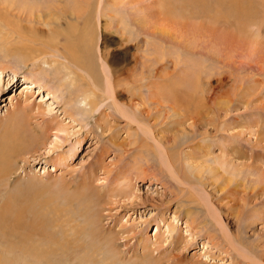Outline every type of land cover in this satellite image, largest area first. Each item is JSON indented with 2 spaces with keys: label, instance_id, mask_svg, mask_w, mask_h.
Here are the masks:
<instances>
[{
  "label": "bare ground",
  "instance_id": "1",
  "mask_svg": "<svg viewBox=\"0 0 264 264\" xmlns=\"http://www.w3.org/2000/svg\"><path fill=\"white\" fill-rule=\"evenodd\" d=\"M0 2L4 4L0 8V32L3 33H0L1 50L7 51L10 58L23 55L27 58L23 63L25 66L28 65V60L54 65L60 87L66 89L70 85L76 88L72 91L75 93L70 94L75 99L70 97L68 103L75 100L77 103L87 104L83 111L80 108V111L64 108L66 116L71 118L69 123L77 121L78 114L91 117L92 112L98 111L101 120L104 119L101 124H97L102 137L108 136L107 132L116 126L109 125V117L116 120L126 118L128 129L133 124L137 126L133 137L127 130V136L132 137L130 142L126 139L119 141L118 133H112L109 139L114 151H120L116 152L120 156L116 165L119 166L118 163L122 160L131 162H128L129 166L121 168L119 173L124 176L117 172L108 181L105 187L107 191L94 188L95 172L98 169L96 166L102 164L100 160L94 168L79 175L77 180L74 178L76 183L74 180H65L66 185L62 183L58 188L62 195L56 190L51 191L52 194L35 198V204H28L26 199H21L18 195L15 199L10 195L3 200L1 198L0 246L5 248L3 251L8 250L11 257L0 256V264H56L54 257H67L70 252L62 250L70 249L75 252L78 264H98V259H101L102 264H117V242L121 237L125 240L129 236H124L125 232L120 235L110 230V227L106 231L104 225H101L104 217L97 213L96 208L133 203L136 191L134 180L147 177L155 180L154 177H157L142 166L144 163L150 164V155L154 157L156 151L159 155L160 172L169 177L168 186H162V191L159 192L163 194L165 191L164 194L174 197L169 200L177 204L178 213L174 214V220L178 219L179 223V216L183 215L182 218L186 219V233L189 232L193 238L195 235L208 237L209 241L203 242L202 249L211 247L219 250V254L208 255L211 261L221 259L223 255L231 259L233 264L243 261L246 264H264V233L256 230V219L264 217V72L256 77L252 73L248 76L247 83L242 81L232 94H217L223 81H218L217 85L205 81L206 84L204 82L203 85L202 79L196 77V84L188 86L190 83L186 85L187 77H183L181 84L175 82L182 75L178 71L180 66L184 67L179 70L189 76L190 69H196V64L193 69L192 66L188 68L189 62H185V58L191 56L185 55L200 52V47L190 40L191 37H196L195 33L181 28L182 21H204L206 25H198L210 26L212 31L220 27L224 17L225 21L232 20L229 23L233 24L236 12L234 0H229L228 7L223 12L218 11L217 4L215 12L216 7L213 8L210 3L212 0H177L176 4L171 3V0ZM123 9L127 10V14L122 12ZM14 10L17 11L15 14L12 13ZM225 13L230 17H226ZM175 23H178V29L173 26ZM112 32L119 34L118 42H112L113 45L110 37ZM38 37L48 41L44 44L45 54L51 56L52 60L36 59L37 55L31 54L32 44L37 41L34 38ZM62 37L66 41L62 42ZM15 42L21 46L15 45ZM212 52L214 55L219 53L216 49ZM3 64L5 63H0V75L4 74L5 69L12 71V68ZM225 78L227 79L226 76ZM41 84L40 80L32 78L30 82H25L24 101H16L11 106L12 110L10 108L11 113H6L8 116L3 119L5 122L0 133L1 188L7 187L8 179L16 174L19 160L28 161V154L30 156L31 153V157H34L39 151L41 137L44 138L49 131L54 130L69 135V123L65 125L63 120L53 116L56 108L38 107L37 114L42 116L43 121L38 123V129L30 126L31 119H34L30 114L34 106L28 102L29 97L32 89L43 88ZM243 97L247 107L256 101L253 107L260 116L254 124L243 121L244 124L241 125L240 121L230 116L232 110H238V103ZM108 103L114 107L113 114H107L102 109ZM47 110L52 115L45 119L48 116L45 114ZM151 119H154L153 123H150ZM238 128L242 129L232 132ZM211 139L216 140L206 143ZM80 141L78 139L77 143ZM128 144L133 145L131 150L127 148ZM186 145L191 147L190 151H184ZM216 146L220 148L219 153L213 152ZM132 150L136 152L133 155L130 154ZM38 157L34 158L40 159ZM62 161L63 164L67 161L65 156ZM73 185L75 188L70 191ZM208 186L212 189L207 190ZM229 196L235 204L216 205L215 201ZM149 197L143 198L142 203L151 201L152 198ZM59 199L64 201L63 205H60ZM19 200L24 205L19 204L17 207L15 203H19ZM67 202L69 205H66ZM242 202L244 206L240 207ZM204 210L206 216L202 215ZM77 212L85 218L84 234L88 232L90 245L85 247V243L77 236L78 241L68 236L65 237L66 242L55 241V246H52L57 234L55 227L60 226L61 222H74V214ZM157 215H160L161 224L166 218L165 212L158 211ZM229 216L235 217V230H231L230 220H225ZM117 219L119 223L120 220L118 217ZM212 225L215 232H210ZM167 227L168 233L172 235L170 241L174 249L182 244L183 249L193 245L187 237L175 232L176 226L172 221ZM160 237L155 236L151 242L148 237L139 241L142 254L137 264H166L158 256H153L154 251L163 249L164 239ZM128 243L129 241L125 246ZM137 248L139 247L135 243V250ZM135 255L138 256L136 251ZM175 255L169 264H181L179 254ZM191 264H203V261L192 260Z\"/></svg>",
  "mask_w": 264,
  "mask_h": 264
},
{
  "label": "rangeland",
  "instance_id": "2",
  "mask_svg": "<svg viewBox=\"0 0 264 264\" xmlns=\"http://www.w3.org/2000/svg\"><path fill=\"white\" fill-rule=\"evenodd\" d=\"M175 1L177 2V0H171V3L176 4ZM234 1H235L234 3L235 10H236L234 16L235 21H233L234 25L232 23H229L230 21H232L230 20L231 18L229 19L230 21L228 22L225 21L226 18L224 17L223 22L220 24V27L215 31L214 30L212 31L211 30L212 27L210 26L200 27L198 25V24L206 25L204 21H197V20L182 21V23L180 24L181 28H186L191 33H195L196 37L195 38L191 37L190 40H192V42L195 41V46L200 47L199 48L200 52H198V54L194 53L192 55L184 54L185 57L189 55L191 56L185 58V62H189L188 63L189 69L191 66L193 69L195 64L197 66H195L196 67V69L194 68L195 70L190 69L191 73L189 76V74H185L186 72L183 73L181 70H179L180 67H184L181 64L182 66L179 67L178 71L182 75L179 76L181 78H178V76L176 77L179 80V81L176 80L175 81L176 83L178 82L179 84H181L182 83L181 79L183 77H187L186 85L187 83H190L188 84V86H192L193 84H196L195 83L196 77L202 79L203 82L201 83L203 85L205 81L206 82L210 81L212 85H217L218 81H223L222 83H220L221 86L219 87L217 94L220 95L226 92L228 94H232L237 89V85H239L242 81L245 80V82L247 83L248 76H250L252 73H253L252 76L255 77L258 76V74H263L264 72V0H234ZM210 3L211 6L213 5L212 6L213 8L217 4L218 6L217 5L216 6L219 8L218 11L220 10L221 12H223V9L225 8L226 10V8L228 7L229 0H212V2ZM0 4H1L0 8H2L4 4L1 2ZM217 7L214 8L215 12H217L216 10ZM125 11L124 9L122 10L123 13H125ZM16 12H17L16 10L12 11L13 14H15ZM225 16L230 17L226 13ZM24 24L25 23L23 22V25ZM235 24L237 25V27ZM173 26L177 29L179 28L178 23H175ZM2 35L0 34V37ZM118 35L119 34L117 33L115 34L112 32V35L110 36L111 44L112 42L115 43L118 42L119 40ZM62 38H63L61 40L62 42L66 41L64 37ZM40 39L41 37L34 38V41L35 40L37 41L34 42V44H32L33 47L31 54L33 56L37 55L35 57L36 59L46 58L48 60H52L51 56H46L45 54L46 47L44 44H46L48 41L46 40V38H42L43 40ZM16 44L19 45L17 42H15V45ZM1 46L2 45H0V63L4 62L5 64L3 65H6L7 68H12V71L11 70L7 71V69H5L4 74L0 75V133H2V127H3V123L5 122L4 121L5 117L8 116L7 114L11 113L12 110L11 106L16 104V101L18 100L24 101V98L26 96L25 97L23 96V86H24L23 84L25 82H30V78L40 80L42 83L41 86L43 87L41 89L39 88L32 89L31 92L32 95H30L29 97L30 99L28 102L30 104L33 103L32 105L34 106L33 107L34 109H32L30 113L31 116L34 117V119L33 118L31 119L32 123L30 122L31 123L30 126L32 128L35 127L36 129H38V123L40 121H43L42 116L40 117V115L37 114L38 107H40L41 109L56 108L54 110L55 112L53 113V116L55 115L56 117H58L59 120H63L62 122L65 125H67L71 119L70 117L66 116L64 112L65 107L68 110H72V111H80L79 108L82 109L83 111L85 105L87 104L77 103L75 102V100H73V103L71 104L68 103L70 101L69 99L70 97H72L71 99H75L74 96L70 94H74L75 92L72 91L75 90L76 88L70 85L66 86V89L67 87H70L67 90L65 88L60 87V80L59 78L56 77L58 75L56 74L55 71L56 67L54 65H50L48 62L38 63L35 61L28 60V65L25 66L24 61H26L27 58H25L23 55L22 56L17 55L10 58L8 56L9 54L7 51L1 50ZM19 46H21V44ZM213 49H216L219 53L214 55L212 52ZM41 50L42 52H40ZM188 65L185 64V66ZM47 74L49 75V77H47ZM225 76L227 77V79L226 78L224 79ZM192 79H194V81ZM190 80H192L193 83L190 82ZM70 90L72 93L69 92ZM26 91L24 93H26ZM244 97L238 103L239 104V106H237L238 110H234V111L232 110L233 113H230V116L232 119L235 120L237 119V121H240L239 123L241 125L244 124L243 121H246V124L248 123L254 124V122L259 119L258 116H260V114L253 107L256 101H254L253 104L247 107L245 105V102L243 101V99H245ZM122 100L125 101L124 99ZM85 102L87 103L88 100H86ZM7 107L9 109H7ZM102 109H105V112L107 114L108 113L113 114L115 112L114 107L111 105V103H108L107 105L105 104L102 107ZM48 112L50 111L47 110L45 112V114L47 113L48 115L45 117V119H48L49 116L52 115L51 113ZM76 116H77L76 119L77 121L73 122V124L69 123L70 126L69 135H66V133L63 132H56L54 130V131H49V133H47L44 138L39 137L42 143L38 149L39 151L35 153L34 157L39 156L38 158L40 159H35L34 157H31V153H30V156L28 154L26 157L28 161L19 160L18 169L15 171L16 174H14L10 179H8V181L6 182L7 185L6 183H3V185L5 184L7 187L5 186L3 188L0 187V203L3 199H6L9 195L11 197H14V199L17 198L18 195L19 198L26 199L28 204H35L36 203L35 198L39 197L40 195L50 194L51 191L56 190L59 195H62V193H60V190H58V188L62 185V183L66 185V182H64L65 180L67 181L74 180V183H76V180L80 177L79 175H82L83 172L89 171L91 168H94L95 164L100 160L102 161L101 166L96 164L97 165L96 167L98 169L95 172L94 188L95 189L101 188L103 189L101 191H105V190L107 191L105 187L107 186L108 181L112 179L117 172L119 173L122 170L121 168H125V166H129L131 160H126V161L122 160L120 163H118L119 166L116 165L117 160H119L120 158V156H118L116 152L120 153V151L118 150L114 151V149L109 144V139L112 137L114 133H118L119 141H125L126 139L127 142H130L131 138L134 135L133 133L135 132L134 129L137 127L135 124L131 126V129H128L129 124H127L126 118L121 117L122 119L116 120L115 118L109 117V120H107L109 121V125L114 126L116 124V126H114L111 131L107 132L109 133L108 136L102 137L100 135L101 131L99 130L97 124H101V122H103L104 119L101 120L98 111L92 112L91 117L90 116L87 117L86 114L83 116L81 114H78ZM262 116L264 118V114H262ZM153 122L154 119H151L150 123ZM203 129L206 128L203 127ZM239 129L241 130L242 128H238L237 130L235 129L232 132H236ZM127 130L131 133L132 137L129 138V136H127ZM78 139L81 140L79 143H77ZM212 140L215 141L216 139H211L206 143H211ZM127 148L131 150L133 148V145L128 144ZM190 148H188V146L186 145L184 151L185 152H187L188 150L190 151L191 150ZM213 152L219 153L220 148L218 146L214 147ZM134 153L136 152L133 150L130 151V154L133 155ZM64 156L66 157L67 161L63 164L62 158ZM153 156L154 157L150 155L149 165L148 164L146 165L144 163V160H141L140 157H138L140 162L144 163L142 164V166L144 165L143 167L146 168L147 172L148 173L153 172L156 174L157 177H154L155 180L154 179L150 180L149 177L145 179L139 178L134 180L136 191H135V195H133L134 197L133 203L127 202L128 204L125 206H118L117 204L111 207L110 205L109 206L103 205L101 207L100 206L97 207L96 208L97 210L95 209L97 213H99V215L100 213L102 214L100 216L104 217V218L102 217L103 219L101 218L102 222L104 221L103 222L104 224H102L101 222V225H104L106 231H109V227H110L111 228L110 230L112 231L114 230L117 233H120V235L124 234L125 232L124 236H129L125 240H123L121 237L117 242L118 243L117 260L119 261L117 262V264H137V261L141 260L139 259V256L142 254L141 244L138 245L139 241L146 239L148 237L150 238V242H151V240L154 241L155 236H161L160 239L162 238L164 239V246L162 247L164 250L160 248L161 250L159 249L153 252L154 253L153 256L155 257L158 256L160 260L163 261V263L169 264L170 262H172V260L170 259H174L176 256L175 254H179V256L178 255L177 256L179 257L178 259L180 260L181 264H191L192 260H197V259H201L203 261V264H233L231 262V259L223 255L221 259H216L211 261V258L208 257V255L211 253L215 255L219 254L218 253L219 250H217L216 248L211 249V247H209L208 249H206V247L205 249H202L203 242L209 241L208 237L202 238L200 236L197 237V235H195L194 238L196 239L194 240V238L192 237L193 235H191L189 232L186 233V227H185L186 219L182 218L183 215L179 216V219H181L179 223H178V219L174 220L176 218V215L174 216V214L178 213L177 204L171 202L174 199V197L171 194L169 195L164 194L165 191L163 192V194L159 192L162 191L161 188L162 186L164 185L168 186L167 181L169 177L168 175H163V173L160 172L158 152L157 151L154 152ZM130 158L131 157H129V159ZM119 174L123 175V173H119ZM74 178H76V180ZM31 188H33V190ZM74 188L75 185H73L70 191H73ZM206 188L207 190L212 189L211 186H208ZM24 189H26L27 191ZM29 189H31L32 192ZM34 192H36V195H34L35 194ZM146 197L152 198V200L147 201L146 203H142V199ZM171 198L172 200L169 201ZM61 199H59L58 202L60 203V205L61 204L63 205L64 201L63 200L61 201ZM19 201L21 202V200ZM20 202L15 203L17 207L19 204L24 205V203L22 202L20 203ZM215 203L217 206L219 205L229 206L235 204L231 196L226 198L223 197L220 199V201H215ZM66 205H69V203L67 202ZM242 206H244V202L240 204V207ZM166 207L168 208L165 209ZM98 208H101V210ZM161 210L165 212L166 218L163 221H161L160 224V219H159L160 215H157V212ZM96 211L95 214H97ZM206 214L207 213L204 210L202 215L206 216ZM75 216L76 219L74 222L62 223L60 221L61 227L60 226L55 227L56 230L54 231H56L55 233L57 234H55L53 243H51L52 246H55V241H57L58 243L66 242L65 237L68 238V236L74 237L76 240L78 238L79 240H81V242L85 243L84 245L85 247L90 245L91 241L89 242L90 238L87 235L88 232H85L84 234L83 223L85 218L79 216L78 212L74 214V217ZM117 217L120 220L119 223L117 222L118 220ZM225 220H227V222L230 220L229 226L231 230L236 229V226L234 225L235 217L232 218L231 216H229V218ZM170 221H172V223L176 226L175 232L178 231V233H181L184 237H187V240L189 242H192L193 245H189V247L185 249H183L182 247L183 244L179 246L178 249L173 248V245H171V241H170L172 239V235L168 233V227H167ZM94 222L96 223V221ZM213 225L215 226V223H213ZM213 225L210 227V232H215V228H213ZM250 229L252 230V228ZM256 230L258 232L264 233V217H259L258 219H256ZM60 232H62V235H60L61 234ZM64 233H66L67 235L64 236ZM75 236H77V238ZM128 241H129L128 245L125 246V243ZM135 243H137V246L139 247L137 248V250H135ZM4 249L5 248H3V246L2 247L0 246V256L3 258L4 257L6 258V256L8 258L11 257V253L8 252V250L3 251ZM60 250H62V248ZM2 251L3 253H1ZM62 251L65 253L66 252L67 253L70 252V253L67 257L63 256L62 258H60V256H55L54 261L56 264H58V262L60 264H78L77 260L75 259L76 254L75 252L73 253L72 249H70V251H66V250H62ZM135 251L138 256L135 255ZM172 252H174L175 254H173ZM99 253L100 252H98V254ZM204 253L205 255H202ZM73 254H75V256H73ZM199 255H201V257H198ZM56 257L58 259H56ZM100 260L101 259H98V264L100 263L102 264ZM238 264H246V262L243 261V263H238Z\"/></svg>",
  "mask_w": 264,
  "mask_h": 264
}]
</instances>
